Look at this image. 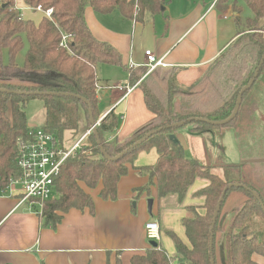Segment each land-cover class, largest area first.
<instances>
[{"label":"trees","instance_id":"trees-1","mask_svg":"<svg viewBox=\"0 0 264 264\" xmlns=\"http://www.w3.org/2000/svg\"><path fill=\"white\" fill-rule=\"evenodd\" d=\"M254 13L245 21L240 17L239 0H219L218 6H232L238 28L237 38L210 66L218 67L232 56L240 69L253 63L246 80L227 94L219 88L204 91L202 82L207 74L189 87L180 86L173 70L137 68L130 75V84L138 86L154 118L128 138H111L119 126L120 118L114 110L100 121L98 107L100 66H120V53L110 44L98 41L85 20V11L91 7L97 13L120 12L125 18L145 23L165 6L166 0H25L32 10H53L52 17H44L39 24L23 20L14 11V0L0 3V189L5 190L12 179L19 178L17 166L22 146L33 139L25 113L33 99L44 102L45 120L42 129L64 143L65 132H77L83 119L91 128L89 107L97 125V133L105 153L119 159L109 160L101 152L98 139L92 132L82 150L67 159L54 180L57 196L43 205L45 225L56 227L63 214L76 209L94 210V200L87 190L100 189L104 200H116L118 183L127 175L137 155L155 148L159 159L154 166L144 167L151 183L155 182L158 199L175 195L182 203L197 178L209 185L197 196L203 197L204 214L188 207L193 216L183 220L189 245L169 232L176 248L178 264H261L255 255L264 257V169L254 161L241 165L222 166L223 177L212 167L199 160L186 157L182 145L171 139L183 128L198 135L215 134L220 141L227 132L234 131L240 142L243 133L254 124L261 108L255 88L264 84V0H242ZM245 23L247 30H242ZM66 37L67 48L62 45ZM28 46L23 65L17 63L18 54ZM7 55L8 61H5ZM261 66V67H260ZM260 68L253 86L243 95L237 115L225 125L212 122L229 120L233 115L241 90L248 85ZM212 70V69H211ZM205 72V73H206ZM244 72V71H243ZM67 94V95H64ZM80 97V98H78ZM185 122L182 127L174 124ZM162 129L140 145L135 143L147 134ZM220 149L225 147L219 142ZM90 152V156H87ZM263 175V176H262ZM230 184L244 187L229 188L212 233L213 217L224 190ZM252 192L259 196V199ZM150 185L138 190L149 192ZM262 203V204H261ZM213 249L210 251L211 237ZM212 258L214 262L212 263ZM163 248H150L144 254H135L129 264H175ZM121 264V261H118Z\"/></svg>","mask_w":264,"mask_h":264},{"label":"crops","instance_id":"crops-1","mask_svg":"<svg viewBox=\"0 0 264 264\" xmlns=\"http://www.w3.org/2000/svg\"><path fill=\"white\" fill-rule=\"evenodd\" d=\"M218 1L166 0L160 12L145 23L127 19L120 12L101 14L86 8L85 20L92 35L113 46L122 59L120 66H100L97 70L100 118L114 110L121 121L109 139L122 141L154 118L138 86L128 96L119 90L121 84L132 86L131 64L145 67L146 51L164 60V70H173L180 86L189 87L237 38V14L231 5L218 6ZM14 11L35 24L45 17L42 11L27 6L25 0H14ZM229 135L225 134L223 142ZM173 136L188 158L206 166H215L220 159L219 137L215 134H193L187 128ZM158 159L155 148L140 152L119 181L116 200L102 199L100 189L87 190L94 200L93 212L70 210L56 227L44 224L41 205L24 200L18 186L0 189V264H129L133 255L152 248L145 232L150 221L159 223L167 254L176 255L175 245L166 242L167 234L173 232L189 245L183 220L193 216L190 206L203 212L204 199L197 193L209 182L197 178L182 203L175 195L160 201L155 182L152 184L143 172L144 167L154 166ZM224 163L229 165L225 160ZM148 185L149 192L139 195L138 190ZM149 199L153 200L151 211ZM159 247L163 248L161 243ZM256 261L264 264V260Z\"/></svg>","mask_w":264,"mask_h":264},{"label":"rangeland","instance_id":"rangeland-1","mask_svg":"<svg viewBox=\"0 0 264 264\" xmlns=\"http://www.w3.org/2000/svg\"><path fill=\"white\" fill-rule=\"evenodd\" d=\"M239 4L243 7V12L241 14V18L245 21L249 17H253L254 13L248 8V6L242 1L239 0ZM247 25L245 23L242 24V30H247ZM28 46L26 44L25 48L18 54L17 63L19 65L24 64L25 54L27 52ZM5 61H8L7 55L5 56ZM216 63H214L215 65ZM214 65L210 66V69L204 73L207 74L206 78L202 82L204 86V91L214 92L217 88L220 91L226 90L227 94L232 90L238 88L239 82H243L246 80L248 76L249 70L254 67L253 63H248V65H243V70L240 69L239 63L236 64L233 60L232 56H227L222 62L221 65L215 67ZM108 68V67H106ZM99 69V68H98ZM212 69V70H211ZM244 71V72H243ZM102 83V82H101ZM114 83V82H113ZM114 85V84H113ZM122 85V84H121ZM119 85V86H121ZM256 97L258 101H260L261 108L255 115L254 124L251 125V128L246 133L244 132L243 138L241 137V141L235 139L236 133L234 131H230L229 137H227L226 141H220L221 144L226 147V152L224 154V150L222 151L220 147L219 150V158L215 163V166L212 167L214 172L223 177L224 169L222 166H226L224 160L229 165H241L247 162L258 161L264 166V84L258 85L255 88ZM25 113L27 116V122L30 128L34 129L36 127H41L45 120V109L44 102L42 99L37 98L31 100L25 108ZM89 125L87 122H84L83 119L80 121V127L77 132H65L63 135L64 144L67 148H71L75 142H77L80 137L85 134L89 129ZM186 129L187 128H183ZM234 134V135H233ZM234 136V137H233ZM238 136V135H237ZM111 139V138H110ZM87 156H90V152H87ZM228 166V165H227ZM264 169V167H262ZM261 174L264 175L263 172ZM262 175V176H263ZM56 192L52 194V198L56 196ZM196 208V207H195ZM200 212V214H204ZM166 235V234H165ZM166 242L172 244L174 246L173 239L167 234ZM164 250H168L164 241H161ZM173 250L170 251V253ZM177 263L175 254L171 255ZM255 260H264V257L255 255Z\"/></svg>","mask_w":264,"mask_h":264},{"label":"built area","instance_id":"built-area-1","mask_svg":"<svg viewBox=\"0 0 264 264\" xmlns=\"http://www.w3.org/2000/svg\"><path fill=\"white\" fill-rule=\"evenodd\" d=\"M37 11H42L38 8ZM48 18L52 17L53 10L43 12ZM66 37L63 38L62 45L67 48ZM145 67L148 73L157 68H166L167 64L163 59H158L151 51H146ZM138 66L131 64L130 71L137 69ZM136 86H119V90L128 96ZM99 124V123H98ZM93 132L90 128L80 139L67 148L64 143L59 141L53 134L45 132L42 127L32 129L33 139L22 146L17 166L21 171V176L12 179L9 187H19L23 192L24 200H32L43 208L46 201L54 199V180L59 175L63 165L68 158L82 150L85 141ZM146 236L152 242L159 244L162 241V232L158 222L150 221L145 225ZM160 248V247H159Z\"/></svg>","mask_w":264,"mask_h":264},{"label":"water","instance_id":"water-1","mask_svg":"<svg viewBox=\"0 0 264 264\" xmlns=\"http://www.w3.org/2000/svg\"><path fill=\"white\" fill-rule=\"evenodd\" d=\"M263 63H264V56H263V59H262V62H261V66L263 65ZM260 66V67H261ZM259 71H260V68L256 71V73H255V75H254V77L250 80V82L248 83V85H246L242 90H241V92H240V94H239V97H238V101H237V105H236V108H235V111H234V113H233V115L231 116V118L229 119V120H226V121H223V122H212V121H208V120H205V119H197L196 121H204V122H207V123H210V124H213V125H225V124H227L229 121H231L236 115H237V113H238V111H239V108H240V105H241V102H242V98H243V95L253 86V84H254V82L256 81V79L258 78V76H259ZM0 91H4V92H6L5 90H0ZM64 95H67V94H64ZM78 98H80V97H78ZM85 103H87V105H88V107H89V116H90V124H91V128L93 129V133L96 135V137H97V139H98V143H99V146H100V149H101V152H102V154L107 158V159H109V160H115V159H119L122 155H119L118 157H116V158H111V157H109L106 153H105V151H104V149H103V147H102V145H101V143H100V140H99V136H98V133H97V125H98V123L100 122V121H102V119H104L105 117H103V118H101L100 119V121L99 122H96L95 121V119H94V116H93V112H92V109H91V107H90V104L87 102V101H85V100H83ZM185 124V122H182V123H177V124H174L173 126H171L172 128H178V127H182L183 125ZM162 131V129H158V130H155V131H153V132H151V133H149V134H147L143 139H141L140 141H138L137 143H135L134 144V146L132 147V148H134V147H136V146H138V145H140L141 143H143L144 141H146L147 139H149L150 137H152L153 135H155V134H157V133H159V132H161ZM171 139H173L174 140V136L173 135H171ZM175 142H176V140H174ZM233 187H244V188H246L245 186H243V185H241V184H230L225 190H224V192H223V195H222V197H221V199H220V201H219V203H218V206H217V208H216V211H215V213H214V217H213V224H212V233H213V231H214V228H215V225H216V223H217V219H218V216H219V213H220V210H221V206H222V203H223V201H224V197H225V195H226V192H227V190L230 188H233ZM247 189V188H246ZM249 191H251L250 189H248ZM252 192V191H251ZM258 199H259V196L256 194V193H254V192H252ZM262 204V203H261ZM152 205H153V200L152 199H149L148 200V208H149V211H151L152 210ZM262 207H263V210H264V205L262 204ZM151 245H152V247L153 248H157L158 247V243H156V242H152L151 243ZM212 249H213V236L211 237V245H210V251L212 252ZM214 262V260H213V258H212V263Z\"/></svg>","mask_w":264,"mask_h":264}]
</instances>
